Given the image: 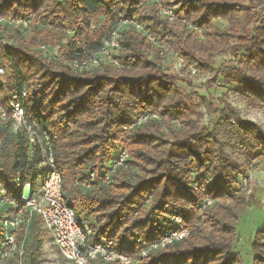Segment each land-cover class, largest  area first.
I'll return each instance as SVG.
<instances>
[{"label": "trees", "instance_id": "1", "mask_svg": "<svg viewBox=\"0 0 264 264\" xmlns=\"http://www.w3.org/2000/svg\"><path fill=\"white\" fill-rule=\"evenodd\" d=\"M175 3L203 39L161 15V5ZM132 13L143 30L121 31L118 65L78 72L65 63L97 51L118 20ZM0 17L26 19L32 27L0 23V104L5 107L16 92L39 137L29 143L24 133L9 130L10 119L0 120V188L5 191L0 193V264L13 257H1L8 248L2 220L19 209L25 221L15 233L24 246L23 264H38L42 220L21 196L25 184L30 195L39 193L42 147L52 153L63 197L88 221L90 243L111 240L115 251L137 264H244L233 249V224L248 207L238 175L264 160V131L231 104L218 108L204 99L207 111L219 113V122L213 128L203 124L186 103L195 92L185 94L178 86L191 83L169 71L165 61L166 68L161 65L166 58L157 55L147 36L174 51L188 79L191 68L206 72L218 56H227L231 62L212 78V97L220 96L214 92L220 80L216 89L264 112V0H0ZM40 43L58 46L59 58L41 56ZM147 110L158 119L131 127ZM122 147L128 153L125 164L104 181ZM195 168L208 179L203 191L188 182ZM208 198L230 202L202 208ZM175 226L186 228L188 236L140 258L137 238L151 242ZM250 249L252 264H264V225L253 233Z\"/></svg>", "mask_w": 264, "mask_h": 264}, {"label": "built area", "instance_id": "2", "mask_svg": "<svg viewBox=\"0 0 264 264\" xmlns=\"http://www.w3.org/2000/svg\"><path fill=\"white\" fill-rule=\"evenodd\" d=\"M160 13L170 22L174 20L181 21L188 29L192 30L199 39L204 38L203 32L198 26L188 22L182 17L180 13V3L161 5ZM0 23L19 26L22 29L28 28V21L26 19H5L0 17ZM129 26L137 30H143L142 23L136 19L134 13L127 15L118 20L116 26L103 40L102 45L97 51L89 56H83L73 60L64 59L65 63L78 72L91 70L103 63L118 65L119 38L121 31ZM147 37L151 43L156 45L158 56L175 58L176 62L173 66L167 68L173 71L179 79L185 80L187 76L181 71L183 61L175 57V53L172 49L159 44L154 36L148 35ZM38 50L44 55L47 54L48 58H59L56 52L51 51L44 44L40 45ZM198 72L199 70L191 68L189 76L197 75ZM3 75L4 69L0 66V80ZM221 85L222 82L220 80L215 82L217 88ZM25 95L26 91L22 90L21 97ZM158 117L159 115L154 111H142L134 117L131 127L156 120ZM8 119H10L8 128L11 132L24 133L29 143L39 142L38 133L36 129L28 123L20 97L16 92L10 93V96H8L6 100L5 107L0 104V120L6 121ZM174 125L180 127V124L177 122H174ZM41 152V165L44 167L45 173L41 181L39 193L30 195L29 185L25 184L21 199L25 202V207L29 212H35L41 217L43 228L51 235L52 242L60 256L71 264H92L96 261H102L106 264H137V261L132 257L115 251L111 240L102 239L93 244L89 242L92 229L88 221L82 216L79 217L74 207L69 206L66 199L63 197L61 193V177L50 149L46 151V149L42 147ZM127 158L128 153L126 149L124 147L120 148L116 157L108 164L109 169L105 171L103 180H109L111 173L123 166ZM198 171V168H195L188 176V182L196 192L203 191L208 183V179L199 176ZM90 177L93 179L94 176L92 173ZM198 179L199 181H197ZM0 193L4 194V189L0 188ZM211 202L212 200L210 198L206 199L202 208L205 205H210ZM24 221L25 219L21 209L2 220V226L5 230L3 244L8 248L5 253L1 254V257H5L6 255L15 256L16 254L21 257L23 256L24 246L16 242L15 232ZM174 221L177 225L181 223V219L178 217H174ZM188 233L189 231L186 228L175 226L174 228L164 230L157 239L151 242L146 243L143 239L137 238V242L141 243L139 251L140 258L147 257L149 251L163 249L184 239L188 236Z\"/></svg>", "mask_w": 264, "mask_h": 264}, {"label": "rangeland", "instance_id": "3", "mask_svg": "<svg viewBox=\"0 0 264 264\" xmlns=\"http://www.w3.org/2000/svg\"><path fill=\"white\" fill-rule=\"evenodd\" d=\"M28 29H30V27H28ZM42 44L44 43L37 45V50ZM44 45H46L51 51L59 54L58 46H52L51 44ZM38 53L41 54V56L48 57L47 54L44 55L41 52ZM227 58L228 57L224 55L218 56L212 70H207L206 72L200 70L197 75L191 76L190 79L187 77L186 79L191 83V85L186 86L178 83V86L183 93L187 94L195 92V95L192 94L191 98L186 101L187 105L191 108L193 115L199 117L203 124L206 126L208 125L209 127L212 126L213 128L218 125L219 121L217 120L219 118V113L216 111H207L202 99H204L207 103L211 102L213 105L217 104L218 108L223 107L224 103L227 102L234 108L238 109L239 116L242 119L255 123L264 131L263 111L246 106L242 101L232 97L231 95L223 94L224 90H218L216 89L217 87L214 88V92H217L216 94H220V96L217 95L216 99L212 97V78L218 75L217 72L219 67H223V64L228 65L231 62L230 58ZM164 61L169 68L176 62L175 59L166 58L165 60H160L162 66L164 65ZM163 67L166 68L165 66ZM174 127L176 129L181 128L176 127L175 125ZM207 166L210 167L211 165L208 164ZM188 176L189 172L187 174V177ZM238 176L241 182L238 187L243 193H245V199L248 203V207L240 214L237 222L233 224L236 231V241L233 249L242 257L244 264H252V252L250 249L252 236L257 229L264 225V160H255L250 168H248L246 174H239ZM68 202L72 205V207H74L77 215L80 217L76 203L71 199H69ZM229 202V200L224 201V199H217L214 203L211 202V204H214V207H216L219 204L227 205ZM42 230L44 242L40 249L38 264H71L60 256L52 242L49 232H47L44 228H42ZM23 257L24 256L21 257L18 255L13 256L11 259L3 260L2 264H23Z\"/></svg>", "mask_w": 264, "mask_h": 264}]
</instances>
